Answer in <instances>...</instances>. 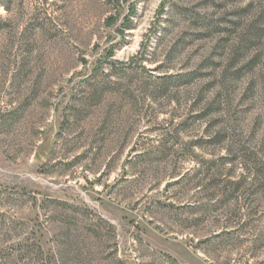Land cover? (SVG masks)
<instances>
[{
	"label": "rangeland",
	"instance_id": "rangeland-1",
	"mask_svg": "<svg viewBox=\"0 0 264 264\" xmlns=\"http://www.w3.org/2000/svg\"><path fill=\"white\" fill-rule=\"evenodd\" d=\"M0 252L264 264V0H0Z\"/></svg>",
	"mask_w": 264,
	"mask_h": 264
},
{
	"label": "trees",
	"instance_id": "trees-1",
	"mask_svg": "<svg viewBox=\"0 0 264 264\" xmlns=\"http://www.w3.org/2000/svg\"><path fill=\"white\" fill-rule=\"evenodd\" d=\"M1 5L4 3L0 2ZM0 264H56V262L51 255L42 251L39 245L32 243L16 250L0 252Z\"/></svg>",
	"mask_w": 264,
	"mask_h": 264
}]
</instances>
